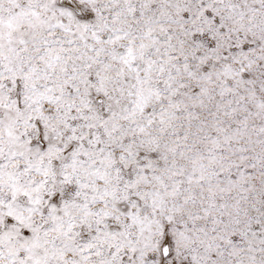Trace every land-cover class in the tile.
Wrapping results in <instances>:
<instances>
[{
  "label": "snow or ice",
  "instance_id": "6c2138e0",
  "mask_svg": "<svg viewBox=\"0 0 264 264\" xmlns=\"http://www.w3.org/2000/svg\"><path fill=\"white\" fill-rule=\"evenodd\" d=\"M0 264H264V0H0Z\"/></svg>",
  "mask_w": 264,
  "mask_h": 264
}]
</instances>
